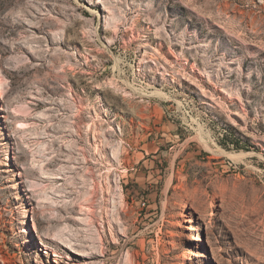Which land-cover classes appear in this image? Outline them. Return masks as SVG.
I'll list each match as a JSON object with an SVG mask.
<instances>
[{"label":"rangeland","instance_id":"1","mask_svg":"<svg viewBox=\"0 0 264 264\" xmlns=\"http://www.w3.org/2000/svg\"><path fill=\"white\" fill-rule=\"evenodd\" d=\"M0 264H264V0H0Z\"/></svg>","mask_w":264,"mask_h":264}]
</instances>
